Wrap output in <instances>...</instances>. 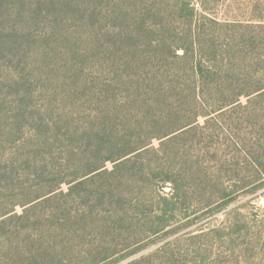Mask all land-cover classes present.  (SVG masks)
<instances>
[{"label":"trees","instance_id":"1","mask_svg":"<svg viewBox=\"0 0 264 264\" xmlns=\"http://www.w3.org/2000/svg\"><path fill=\"white\" fill-rule=\"evenodd\" d=\"M99 2L0 0V249L27 264H71L55 245L77 229L57 220L58 229L38 231L49 241L37 255L11 241L51 203L83 205L72 218L92 238L145 222L127 247L111 243L114 254L164 225L136 183L152 176L188 202L179 176L191 172L200 199L214 204L234 177L249 183L264 166V23L184 12L189 0L181 12L143 14ZM210 161L224 176L212 177ZM136 206L141 217L129 213Z\"/></svg>","mask_w":264,"mask_h":264},{"label":"rangeland","instance_id":"2","mask_svg":"<svg viewBox=\"0 0 264 264\" xmlns=\"http://www.w3.org/2000/svg\"><path fill=\"white\" fill-rule=\"evenodd\" d=\"M99 1L96 0L97 4H100ZM183 3L184 0H123V3L111 0L109 5L105 6V10L129 14L170 13L179 12ZM189 3L190 6H187L184 12H190L191 8L195 12L200 14L206 12L220 20L264 23V0H189ZM115 23L122 26L123 20H117ZM154 145L159 147L160 144L155 142ZM154 158L158 157L147 156L144 162L154 164ZM210 165L215 166L213 178L224 176L219 164L210 161ZM108 168H112V165L109 164ZM249 176L247 180L249 183L245 184L237 176L234 177L229 183L232 189L229 197L214 204L200 199L201 189L197 184L199 181L191 172L179 176L182 182L187 184L183 185V192L191 195L188 202H183L181 193L180 198H176L177 190L173 189V186L163 185L152 176L147 177L145 182L136 183L135 186L141 184L144 199L147 197L154 200L155 220H164V225L161 230L149 234L143 242L126 251L119 250L112 254L111 250L114 247L111 243H115L119 249L124 244L127 247L130 241H136L132 239L130 232L135 234L136 225L145 226V222L134 219L133 223L136 225L132 224V228L128 224L124 226L129 232L122 231L121 234H117L120 232L115 233L113 230L114 236L110 231L109 235L103 233L92 238L94 234L87 223L85 226L82 225L83 221H74L72 218L76 211L82 213L85 210L82 208L83 205L70 207L66 202L61 206H57V202L51 203L44 209L35 211L33 214H36V217L33 219L36 220L30 224V234L15 236L11 241L15 248L24 245V249L32 252L31 255H37L38 247H43L46 241H49L48 236L38 231L58 229V225L53 222L57 220L62 228L68 229L72 226L77 229V235L65 230L63 235L68 236L57 237L59 244L55 245L56 251L63 255L67 262L70 259L71 264H131L151 254L161 255V259L154 264H264V166L254 168ZM209 184L208 182L207 191L213 187L212 183L210 187ZM67 189L68 187H64L65 191ZM124 191L128 195L131 192L130 197H139L138 192L130 191L127 187ZM142 203L143 208L148 209L146 202ZM140 210L141 207L136 206L131 208L129 213H132L131 216L141 217ZM18 211L22 212L21 209ZM54 213L58 214L57 218L53 216ZM67 213L68 221L65 219ZM43 215L45 217L39 219ZM93 221L94 219L90 225ZM106 254L108 257L105 260L101 259ZM94 256L100 259L94 260ZM22 257L27 259L21 254L16 256L14 252L8 254L0 249V264H27Z\"/></svg>","mask_w":264,"mask_h":264}]
</instances>
